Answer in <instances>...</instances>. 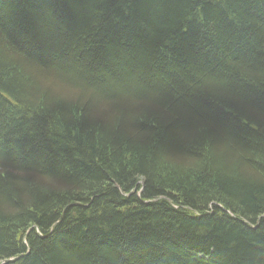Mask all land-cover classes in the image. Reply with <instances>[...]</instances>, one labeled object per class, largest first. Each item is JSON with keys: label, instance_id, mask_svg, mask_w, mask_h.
I'll return each instance as SVG.
<instances>
[{"label": "trees", "instance_id": "1", "mask_svg": "<svg viewBox=\"0 0 264 264\" xmlns=\"http://www.w3.org/2000/svg\"><path fill=\"white\" fill-rule=\"evenodd\" d=\"M0 264H264V0H0Z\"/></svg>", "mask_w": 264, "mask_h": 264}]
</instances>
